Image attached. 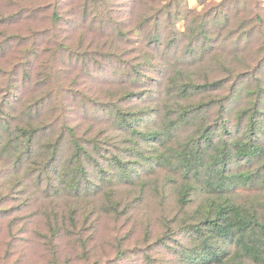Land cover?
<instances>
[{
  "label": "trees",
  "instance_id": "trees-1",
  "mask_svg": "<svg viewBox=\"0 0 264 264\" xmlns=\"http://www.w3.org/2000/svg\"><path fill=\"white\" fill-rule=\"evenodd\" d=\"M34 1L0 0V56L9 55L4 69L0 66V193L6 203L0 220L7 219L8 231L14 235L17 224L26 222L15 214L20 210L16 204L33 188L54 197L86 194L104 183L109 187L102 202L85 217L98 211L116 220L124 217L116 224L138 225L148 216L136 245L144 251L146 264H264V0H238L232 15L230 4L222 1L216 17L205 15L185 30L177 27L175 8L182 0H37L39 6ZM143 1L153 11L144 18L141 11L137 14ZM48 7L49 15L40 13ZM48 17L53 30L45 22ZM73 17L69 24L99 21L100 28L114 32L111 50L119 56L104 48L85 54V47L66 43L70 36L60 38L61 25ZM166 34L171 37L165 41ZM224 34L232 43L221 50ZM180 41L194 65L204 61L208 66H200L205 76L198 80L189 68L192 64L181 54L174 56L184 63L172 81L181 80L182 85L161 98L168 115L156 127H139L150 113L143 106L125 104L136 92H121L110 117L125 136L90 142L80 138L73 122L63 119L53 89L43 96L49 80L62 72L53 65L62 59L45 55L50 47L58 54L71 50L68 57L85 64L100 61L101 70L107 63L129 66L142 82L145 64L151 66L146 52L161 43L178 48ZM134 53L148 57L140 62ZM111 54L117 58L114 63L108 62ZM127 139L131 145L124 144ZM65 153L66 166L60 167ZM155 169L159 172L146 180L144 175ZM94 173H100L98 181L92 180ZM135 178H141L137 185ZM118 181L136 185L138 194L129 198L124 189L115 192ZM153 198L156 202L150 206ZM136 204L140 210H131ZM54 214L44 243H54L60 235L85 237L93 227L89 220L76 222L73 208L58 205ZM122 252L116 251L123 259Z\"/></svg>",
  "mask_w": 264,
  "mask_h": 264
},
{
  "label": "rangeland",
  "instance_id": "rangeland-1",
  "mask_svg": "<svg viewBox=\"0 0 264 264\" xmlns=\"http://www.w3.org/2000/svg\"><path fill=\"white\" fill-rule=\"evenodd\" d=\"M222 1L225 2V6H227V3L230 5L232 4L231 7L229 5L228 9L230 15L236 12L233 6L238 5V0H182L177 7H175L179 17L177 27L179 30H185L186 27L194 25L197 21H201V18L205 15H207L208 18L216 17L215 12L218 8L217 5H222ZM144 2L145 1L142 2L137 11V14L140 11L142 12L143 18L153 13V11H149L148 5L146 6ZM33 4L39 6L41 3L35 0ZM50 10L51 8L49 9V7L44 9L41 8L40 13L49 15L51 13ZM106 13L108 12L103 10L102 14L105 15ZM73 19L74 17L67 19L60 27L62 29L58 32L60 38L70 36L67 37L68 40L66 43L73 41V47H85V49L89 51V53H87L85 50V54H92L97 49L104 48L114 55L119 56L116 52L111 50L114 49L111 48L114 47L112 44L116 43H112V40L116 38L114 32H109V28H100L99 25H97L99 22L98 20L97 23L89 22L90 24L82 20H77L79 25L76 21L69 24L68 21ZM45 22L47 26H50V28H52L51 30H53L49 17ZM91 24H95V26ZM100 24L102 25V23ZM140 24L141 20L137 21L136 26ZM218 31L223 34V31ZM224 36H226V34L223 35V39L219 44L221 50H225L227 46L232 43L228 39L225 40ZM169 37L171 36L166 34L163 40L166 41ZM118 39H121V36H118ZM140 39L141 37L138 40ZM143 39L142 36V40ZM79 41L82 44H79ZM43 44L44 43L41 42L39 46H43ZM182 44L183 42L180 41L178 48L176 44L168 48L161 43L157 47L151 48L146 52L149 54V57L145 54L138 55L134 53V56L137 59L139 58L140 62L148 57L150 62L148 64L151 65L148 67V65L145 64V69L142 71L145 78L142 82L136 81L135 77L129 71V66L124 67L123 64H120V67L117 68L107 63L106 68L101 70L102 65L99 63L100 61L94 60L85 64L84 62L70 59L68 56L72 54L71 50L63 49L62 53L58 54L54 47H50L51 51L45 55L48 57L50 55L52 59H62L53 62L54 70L57 72L60 70L62 72L60 77L49 80L48 87L46 86L43 89V96L51 93L50 91L53 89L51 95H54L55 100L53 101H60L58 108L59 111L65 115L63 119L73 122V124L77 126L80 138L90 139V142H94V140L100 142L104 137L115 141L125 136L122 131L115 128L111 123L110 117V114H112L111 110L116 107L117 103L119 104L121 92H136L137 95H135L131 101L126 100L125 104L143 106L146 108L147 112L150 113L147 117L139 121V127H156L165 123V119L168 115V109L164 107L163 104L165 103L162 102L161 98L172 93L175 86L179 87L182 85L181 80H177L176 82L172 81L173 77H178L180 65H183L182 63H184V61L192 64L189 68L194 70L193 73L196 74L195 76L198 80L204 79L205 76V71L201 69L200 66H208V64L203 61L204 64L194 65L193 55L184 53ZM50 46H53V44ZM178 54H181L184 61H180L174 57ZM114 55L111 54L112 59H109L108 62H116L117 58H114ZM8 58L9 55L0 56V66L2 68L7 64L6 61L9 60ZM210 58L213 59L214 57ZM130 63L131 61H128V64ZM175 69H177V71H174ZM145 74L148 75L146 76ZM138 90L143 93L142 96L138 95ZM159 99H161V103ZM84 100L88 101L81 104ZM108 100H110L109 103L107 102ZM171 109L175 110V106L171 107ZM124 144L131 145L128 139ZM68 156L67 153L62 154L60 159L61 162L59 163L60 167L66 166L65 162ZM132 161L136 163V161ZM105 163L106 162H103V166L107 169L108 166ZM144 168L147 169L149 167L144 165ZM89 170L94 171L91 167ZM139 172L142 173V167H140ZM158 172L159 171L155 169L150 174H145L144 178L150 180L153 178L152 175ZM99 174L97 175L94 173L95 176L92 180L98 181ZM140 179L141 178H135L136 185ZM32 184L33 181H30V185ZM136 185L130 186L127 182L118 181L115 184V186H118L115 192L122 191L118 189H124L126 190V194L129 192V194H127L128 197L133 198V196L138 194ZM108 187L109 185L104 183L97 188L93 185L92 189L86 194H82L81 192L75 195L62 193L52 197L50 193V199L48 197L49 195L47 196L46 192L41 190V188H33L30 190L29 194L24 193L26 196L25 201L23 202L24 199L20 203L17 201L18 204L16 205L20 207V210L15 212V214L25 219L26 222L17 224V227L13 229L15 232L13 235L7 229V219L3 221L0 220V264H146L144 251L141 247L140 249L137 248L136 245H138L139 240L143 238L142 236L145 234L143 227L145 223H147L148 216L146 219L142 218L143 220H139L140 224L132 225L131 223L126 224L127 222L116 224L114 222H120L124 217L116 220L114 216L111 215L100 216L98 215V211H95L92 218H90V216L85 217L84 215L90 209H95V207L102 202ZM2 192L6 191L4 190ZM1 196L0 193V208L4 207V204H6L4 203L5 199L3 200ZM155 202L156 199L153 198L150 206ZM58 205L62 208L65 206V209H75L78 214L76 222L80 225L85 224L88 220L93 223L92 229H90L85 237L82 235H60L52 239L55 241L54 243L50 239L45 241V243L42 242L43 234L47 231V228L52 222L50 214H56V212L54 214V211ZM140 208L141 206L136 204L130 209L140 210ZM151 210H148L149 216ZM141 217L140 213L138 219ZM130 218L132 219V217ZM86 237L90 239H84ZM49 242L50 246L48 244ZM118 250L123 251L124 253H122L126 257L122 259L121 256L116 253ZM54 258H57V262L53 261Z\"/></svg>",
  "mask_w": 264,
  "mask_h": 264
}]
</instances>
